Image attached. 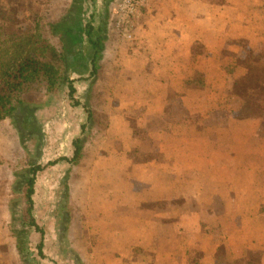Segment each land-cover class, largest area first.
<instances>
[{
	"label": "crops",
	"instance_id": "obj_1",
	"mask_svg": "<svg viewBox=\"0 0 264 264\" xmlns=\"http://www.w3.org/2000/svg\"><path fill=\"white\" fill-rule=\"evenodd\" d=\"M15 1L17 4L12 6ZM213 1L220 0H152L144 14L127 26L131 39L119 38L125 46L121 45L117 51L116 43H107L106 40L103 60L108 56L111 61L106 62L102 70L106 74L105 84L103 80L97 87L107 93L105 98H110L107 101L127 104L128 110L137 106L144 116L143 128L147 117L155 119L173 115L171 106H168V93L176 91L173 81L176 75L170 73L183 70L189 73L190 82L195 73L203 72L206 81L199 85L202 88L187 85L192 90L208 86V73L215 81L219 79L222 62L218 57L237 55V48L231 44L242 38L227 24L237 27L243 23L244 30L251 33L255 25L262 24V19L253 14L264 10V0H239L242 15L235 0H223L227 4L224 7H216ZM35 2L8 0L2 4L0 32L25 33L29 28L27 20L39 13L42 15L44 9L51 7L48 0ZM71 2H63L67 12ZM100 4L95 1L89 7L95 10ZM25 7L26 12L21 14L22 21H19L18 10ZM228 7H232L234 13L226 15L224 9ZM11 13L15 17L8 19ZM92 14L95 23L99 24L97 20L103 19L100 10ZM238 31L243 33L242 28ZM255 37H244V40L254 44ZM200 46L206 49L201 54L196 49ZM203 56L210 58L203 59ZM166 69L170 73H165ZM86 75H78V81L90 82ZM170 78L171 83L168 82ZM76 84L78 94L79 84ZM192 90L187 92L192 93ZM127 95H133L135 99L130 100ZM65 97L70 102V106L64 105L67 112L83 107L92 120L80 99L81 106L77 107L66 94ZM86 98L90 101L87 105L99 113L100 107ZM187 99L186 95L184 103L188 102ZM48 100L50 98L45 97V101H41L44 104L41 114L57 110L58 105L52 109L53 106L46 103ZM89 110L93 111L92 108ZM92 115L95 121V114ZM71 116L72 124L81 128L79 135L72 139L67 135L60 137L57 145L50 142L49 136L43 139L40 164L46 170L37 177L34 195L35 218L42 234L33 232L29 237L32 245L31 237L40 236L39 245L43 244L45 255V259H40L41 264H191L195 261L200 264H245L246 261L256 264L257 254L260 255L257 264H264V202H260L264 201V175L257 176L255 171L251 174L253 168L262 163V155L254 153L246 159L248 152H254V146L249 143V138L241 140L240 136H247L241 133V121L233 128L217 131L214 142L210 139L212 130L208 129L186 128L192 136L186 137L185 142L184 139L178 142V138L173 142L171 136L169 143L161 141L166 133L160 130L155 136V146H160L154 150L165 149L163 161L139 162L131 155L137 151L143 153L144 142H139L134 135L132 124L126 123L127 118H117V129L121 133L115 136L116 139L105 134L106 139L91 145L95 128L77 123L79 118L75 113ZM43 123L48 129L49 117ZM175 125L171 126V132L176 130ZM48 132L43 129V135ZM225 133L232 137L226 138ZM196 136L197 142L192 139ZM77 138L84 140V148L82 159L74 166L70 161L75 157ZM65 145L68 154H65ZM225 151H232L230 159H223ZM221 152L223 154L219 156ZM54 153L55 160L48 161ZM25 155L10 120L0 122V264H24L10 230L12 214L9 206L17 198L13 191L15 172L26 168L28 160L23 167L14 168V165ZM52 169H57L60 187L54 197L52 192L45 191V200L39 201L42 197L39 194V186L43 184L41 178ZM224 172L228 175L225 176ZM48 183L45 188L51 191L52 183ZM62 189L73 208L67 225H60L59 212L50 208L55 196L60 200ZM53 215L56 220H52ZM66 239L71 248L67 253ZM52 247L56 248L55 253L49 251Z\"/></svg>",
	"mask_w": 264,
	"mask_h": 264
},
{
	"label": "rangeland",
	"instance_id": "obj_2",
	"mask_svg": "<svg viewBox=\"0 0 264 264\" xmlns=\"http://www.w3.org/2000/svg\"><path fill=\"white\" fill-rule=\"evenodd\" d=\"M6 1L8 0H0V16L1 14H3L1 5L5 4ZM32 1L33 3H36L35 0ZM48 1H50L51 7H49L48 10L44 9L42 15L39 13L37 17H34L33 19L32 18L28 19L27 22L29 23V25L30 24L34 25L37 18L40 17L41 20L40 24L42 25V31L44 36L61 52V44L57 38L51 36L48 29V25L50 23L57 21L55 19L59 18L60 15H61L60 19L63 18L67 14L66 11L67 8L63 7L64 0H48ZM95 1L101 2V4L98 7L100 9L97 8L94 10V8H90L88 5L86 10L87 11L86 17L89 18L91 15H93L92 13H96V11L98 12V10H100V13H102L101 14L102 18L104 20L103 19L97 20L100 21L99 24L97 25H102L103 28L105 29L106 39L104 43H106V40L107 43L115 42L117 46L116 49L117 51H119L118 48L121 49V45L125 44L119 38L121 39L125 38L123 35L125 33L129 34L130 28L128 27L127 31H125L124 28L118 30V18L115 15L117 0H95ZM222 1L223 0L213 1V4L216 7L226 6L227 4ZM224 1L228 2L229 0H224ZM14 4H17L16 1L13 3L12 6H14ZM210 4H212V2ZM61 6L62 8H60ZM235 6L237 7V9H239V11L242 10V8L239 5V0H235ZM71 7L72 6H70L69 10H71ZM26 9L27 8L25 7V8H20L18 10L20 12L19 21H22L21 14H24L26 12L25 11ZM224 10L226 15L227 13L233 12L232 7L225 8ZM240 13L242 15L241 11ZM253 15L257 19H262V24H257V26L255 25V28H253L254 30L251 33H248L247 31L244 30L243 23H240V25L237 27L236 25H233L232 27L231 24H227L235 31V33L239 34L240 37H242L240 38L241 40H238L236 43L231 44V47L237 48L235 49L238 50L235 53L237 55L234 54L227 56L220 55L218 57L219 62L220 63L222 62L220 64L221 68L218 73L220 77L215 81V79L212 78L211 73H208V79H207L208 86L206 85L203 89H193V90L188 89L187 85L197 86L202 88L198 84L204 80L206 81V76L202 74L203 72H199L200 70L196 71L199 73H195L193 75V79L191 78L192 81L189 82V79L187 78L189 77V73L187 74L183 70L181 72L177 71L179 74L170 73V70L166 69L165 73L169 72L172 75H176V78L173 79L176 91L171 90L168 93L169 95L168 106H171L170 110L173 112L172 117L168 116L167 118H155V119L147 117L146 125L145 127L142 128L143 126L142 118L144 116L142 115V112H140V109L137 108V106H132L128 110L126 108L127 104H122V103L120 104L118 103V101H113V102L107 101V99H110L109 97L105 98V95H107V93L102 92L103 90H99V88L97 87V85L99 83L101 84L104 78L106 77L105 76L106 74L102 72V70L105 69L104 65L110 63L111 61L110 57L108 58V56L103 60V54H102L100 61H98V65H100L98 75L97 76L90 74L86 75L91 80L90 82L85 83V82H81L80 80L78 81L79 79L77 78L78 75L77 76L76 75L73 76V74L70 75L71 77L70 79H72V81L77 82V84L75 83L76 86L79 84L77 86L78 100L80 99L81 102L84 103V105L88 106L87 103L90 101L87 100L86 97H89V99H92V101L95 103L96 107H100L98 108V112L99 111L100 112L97 113L96 108H93V106L92 107L88 106V108H92L93 110L92 113L95 114V121L93 120V118L92 120L89 118L86 111L83 110V107L77 109V111L75 112L73 111L67 112L65 106H70L69 105L70 102L65 97V94L68 96V91L66 89L65 92H61L58 95L60 99L58 98L55 99L54 97L46 101L47 105L50 104L53 106L52 109L57 108V110H49L48 114L46 113L45 115L40 113L37 116L38 122L40 123L41 126L43 125L42 132L43 129L44 131L46 130L49 131L48 134H44L45 136L44 135L43 136L47 139L49 136L50 142L53 141L52 143L55 142L57 145V143H59L60 141V137L64 138V136L66 137L67 135V137L71 136V138L69 139H72L73 137H76V135H79L81 132V128H78V126H74L71 121L73 118L71 115L72 113H75L79 118L77 123L85 124V127H88L89 129L91 127L95 128L94 132H96L97 134L93 132V135L91 136L92 139L90 141L91 145H93L94 142H97L98 140L105 138V134L106 137H110L111 139L116 135L120 134L121 130L117 129V118L118 117L120 119L127 118L126 123L128 122L132 124L134 135L138 137L137 139L139 140V142H144L143 145L144 152L140 153L139 151H137L132 153L131 156L134 155L133 159L135 160L137 159V161L139 162H148L152 160L163 161L165 157V149L162 148V150H160L159 152L154 150L159 148L160 146V145L155 146L156 144L155 136L157 135L158 131L163 130L166 133L163 137H161V141L168 142L169 137L172 136L173 142L177 138H178L177 139L178 142H182L183 139L185 142L186 137L192 136L189 131L185 130L186 128H196L200 131L204 129L205 130L208 129L210 131L212 130L211 132L212 138L210 139H212L214 142L215 139H217V137H215V139H213V137L216 135L217 131L228 130L229 128H233L236 126V124L239 123V121H241L242 124L239 123V125H241L242 128L241 133L247 135V136L244 135L240 136L241 140L249 138V143H251L254 146V152L251 153L248 152L246 159L252 157L255 153L258 155H262V163H264V10L263 11L260 10L254 13ZM14 17H15L14 13H11L8 19ZM241 28L243 29L242 34L238 31V29ZM6 33L8 34V32ZM248 36L257 37V38L255 37L256 39L254 38L253 40L254 44H251L249 42L250 40H246V39L244 40V37H248ZM196 49L200 54L203 52V50H206L202 46L197 47ZM85 52L87 53L89 52L87 46ZM117 53H118V58L121 60V55L119 54V52ZM121 54L124 57L122 52ZM202 58L206 59V58H210V56H203ZM213 60L214 59L211 57V62ZM228 62L229 64L226 67L225 64ZM196 68L199 69V67ZM192 73L193 72H190V74ZM179 76L180 78H177ZM171 81L172 79L170 78L168 82L171 83ZM103 83L105 84V80ZM136 84H139V82L137 81ZM91 85L93 86L92 88H90ZM188 90H192L193 92L192 93L187 92ZM37 91H33L34 93L29 96V100L42 104L41 101L42 100L45 101V94L44 92L41 93ZM186 95L188 96L189 100L187 99L188 102L184 103V98L186 97ZM62 98L63 100H61ZM127 98L130 100H134L135 96L127 95ZM58 100H60V102ZM64 102H66V104H64ZM56 105L58 106L56 107ZM167 110L169 112V108H167ZM119 112L126 113L127 115L120 114ZM67 113H68V117H67ZM46 117H49V122H51L48 124V129L47 127H45L43 123ZM140 122L141 124H139ZM112 123L114 124V126ZM173 125L176 126V130L171 132L172 130L171 126ZM253 133H256V135H253ZM225 137L226 138L232 137V135L230 133H225ZM116 138L117 137H115V139ZM192 139L196 141L198 140V137L196 136L193 137ZM32 143L33 145L30 146L31 148L35 149V147L37 146L36 142H32ZM65 147L67 148L65 154H68V146L65 145ZM114 147L117 146L114 145ZM117 149H119V147H117ZM168 150L169 149L167 148V153ZM55 153L48 157V161L52 162L55 160L56 158ZM34 154L35 151L33 152V155ZM222 154L223 152H221L219 156H221ZM232 155H233L232 151L231 152L225 151V153L223 154V159H227V158L230 159ZM26 163H27V159L25 155L21 159V161L15 162L14 168L23 167L25 166ZM262 163L259 166L253 168L251 174L255 171L257 173L256 174L257 176L264 175V164ZM56 171L57 169H52L50 170L49 174H46L44 177L41 178L43 184H40L39 186L40 189L39 194L40 197L41 196L42 197L40 198L39 201L45 200V198H43L45 191L46 193L52 192L54 197L58 187H60L61 178L60 177L57 178L58 173ZM224 175L227 176L228 173L224 172ZM47 181L48 182L51 181L52 183L50 185L51 191H47V187L45 188V186L49 184ZM59 196H60L59 197L60 200H57L55 196V199L51 202L50 208H54L55 211L59 212L58 218L60 220V225L63 224L67 225L69 223L68 215H71L70 210L72 211L73 208L64 189H62ZM45 202L48 203L47 201ZM260 202L263 203L264 201H260ZM42 219L45 221L44 215L42 216ZM54 219L55 220L57 219L56 215H53L52 220ZM34 236L35 237H31V243H32L31 250L37 256L38 255L37 246L40 243L39 240L40 236L38 235H34ZM64 241H65L64 244L66 247V253L70 252L71 248H70L69 240L66 239ZM49 251L51 253H55L56 248L52 247V249H49ZM196 254L197 253L194 252V257H196ZM259 256L260 255L257 254V257L255 258L256 264ZM251 260L252 258L250 259V261ZM39 264H41V262H39ZM245 264H251V263L246 261Z\"/></svg>",
	"mask_w": 264,
	"mask_h": 264
},
{
	"label": "trees",
	"instance_id": "obj_3",
	"mask_svg": "<svg viewBox=\"0 0 264 264\" xmlns=\"http://www.w3.org/2000/svg\"><path fill=\"white\" fill-rule=\"evenodd\" d=\"M90 3L95 0H72L71 10L48 25L51 36L61 44V52L44 36L40 17L25 33L0 32V122L10 120L28 160L26 168L15 172L13 191L17 198L9 206L10 230L24 264H39L45 259L43 244L38 246L36 256L29 241L33 232L42 234L35 218L34 195L37 177L46 170L40 164L44 136L37 120L44 104L30 101L29 96L38 90L46 98H54L67 89L74 106H81L70 75L97 76L106 39L103 26L97 25L92 15L86 17ZM32 142H36L35 149L30 146ZM74 144L75 157L70 162L75 166L83 157L84 140L77 138Z\"/></svg>",
	"mask_w": 264,
	"mask_h": 264
},
{
	"label": "built area",
	"instance_id": "obj_4",
	"mask_svg": "<svg viewBox=\"0 0 264 264\" xmlns=\"http://www.w3.org/2000/svg\"><path fill=\"white\" fill-rule=\"evenodd\" d=\"M151 0H117L115 15L118 18V30L127 26L137 17H140L144 10L148 8ZM125 38L131 39L128 33L123 35Z\"/></svg>",
	"mask_w": 264,
	"mask_h": 264
}]
</instances>
